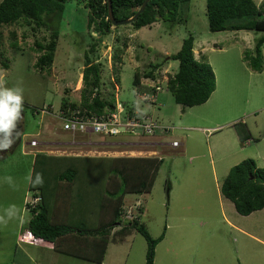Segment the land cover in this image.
Returning a JSON list of instances; mask_svg holds the SVG:
<instances>
[{
  "label": "rangeland",
  "instance_id": "1",
  "mask_svg": "<svg viewBox=\"0 0 264 264\" xmlns=\"http://www.w3.org/2000/svg\"><path fill=\"white\" fill-rule=\"evenodd\" d=\"M254 1L262 5V0ZM87 16L83 3L76 4L75 0L66 3L53 64L43 72L35 67L40 56L36 43H44L52 29H36L34 24L23 23L4 27L1 49L8 64L7 69L0 66V73L6 87L19 85L24 89L22 142L40 132L35 139L47 141L46 147H40L56 154L160 157L162 165L151 192L126 195L121 218L122 224L133 219L144 223L153 239L163 234V240L155 246L153 264H264V244L260 243L264 242V210L241 216L220 193L226 170L241 161L252 159L257 167L264 168V71L254 72L242 61L243 52L251 51L263 33L210 32L206 0H190L184 4L179 12L180 22L159 21L137 31L129 24L112 26L106 36L95 32L91 36L94 29L87 27ZM12 29L17 35V54L9 46V30ZM189 34L195 38L193 50L198 52V45L209 44L206 49L210 52L207 53L209 59L205 58V52L202 61L211 66L218 90L213 100L184 108L175 103L165 81L176 72L178 63L166 61L165 57L177 53ZM93 43L98 53L97 62L102 64L101 93L107 98L113 94L115 108L120 104L127 109L135 107L153 120L174 127L164 142L169 138L178 140L181 143L178 149L160 145L158 138L142 136L137 139L95 136L90 146L70 148L64 143L71 137L61 131L55 118L33 114L34 109L46 107L56 111L64 99L81 107L83 55ZM213 44L218 45L213 47ZM115 47H124L116 74L111 59ZM262 53L264 56V44ZM149 71H153L152 78L141 79L144 86L157 81L164 90L157 95L156 106L140 101L133 84L135 73L144 75ZM230 121L234 123L226 125ZM45 123L55 132L42 134ZM235 123L245 125L253 141L241 142L233 127ZM201 129L210 132L206 136ZM21 148L13 153L9 151L0 159V216L7 220L6 224L0 223V264H31L25 255L36 264L42 261L100 264L69 255L54 257L43 241L32 242L35 246L25 244L31 239L25 228L30 214L23 206L32 201L27 184L31 164L22 156ZM13 205L15 214L8 219L6 210ZM137 205H142L140 210ZM128 207L132 209V217L125 213ZM113 237L107 245L103 264H145L148 245L141 234L133 230L124 240L120 241L116 234Z\"/></svg>",
  "mask_w": 264,
  "mask_h": 264
},
{
  "label": "trees",
  "instance_id": "2",
  "mask_svg": "<svg viewBox=\"0 0 264 264\" xmlns=\"http://www.w3.org/2000/svg\"><path fill=\"white\" fill-rule=\"evenodd\" d=\"M68 1L1 0L0 66L7 69L8 64L4 51L1 49L4 27L10 28L23 23L27 26L34 24L36 29L43 27L52 29L49 38L43 40L44 43H36V51L40 56L35 67L40 72L48 70L53 64L62 15ZM75 1L76 4L83 3L87 10L88 28L93 27L94 32L101 36L111 32L112 24L107 12L108 0ZM143 1L110 0L114 19L122 21L132 17ZM189 1L150 0L143 12L129 25L137 31L159 21L180 22L178 20L180 9ZM261 4L258 6L254 0H206V18L210 32L246 30L263 33L256 39L253 49L245 50L242 57L245 64L257 73L264 71L262 53L264 0ZM9 41L13 53L17 54L19 47L17 35L13 29L9 30ZM193 42L194 38L192 34H189L182 41L177 53L165 57L167 61L178 62L176 72L167 79L166 88L175 103L184 108L205 104L216 87L211 66L206 61L195 58ZM123 46L126 47L125 44ZM124 47L113 49L111 59L114 74L118 72L116 65L120 66L122 63ZM97 55L94 43L83 55L84 87L81 92L80 106L91 112L103 114L107 110L113 111L116 104L113 94L107 98L100 91L103 84L102 64L97 62ZM152 73L153 71L144 75L135 73L133 84L137 87V92L144 90L140 85L141 79L152 78ZM116 81L119 82L118 75ZM68 104L78 105L68 99L62 100L60 105L63 107ZM128 109L135 110V107H128ZM32 112L40 115L37 109ZM21 124L22 121L20 126ZM233 127L241 142L252 139L248 129L242 123H235ZM162 161L156 156H54L37 153L29 191L31 196L38 197L39 201L34 207L24 203V206L28 208V211H25L30 214L25 228L31 241L50 242L59 254L101 264L110 239L116 234L120 241L124 240L123 237L134 230L145 238L148 245L145 264H153L154 249L163 240V234L153 239L144 223L133 219L122 224L121 218L125 196L149 194ZM37 173L42 176V184L34 183ZM220 193L241 216H249L264 209V168L257 167L252 159L241 161L230 168L222 181ZM141 206L137 205L139 210ZM118 226V232H113Z\"/></svg>",
  "mask_w": 264,
  "mask_h": 264
},
{
  "label": "built area",
  "instance_id": "3",
  "mask_svg": "<svg viewBox=\"0 0 264 264\" xmlns=\"http://www.w3.org/2000/svg\"><path fill=\"white\" fill-rule=\"evenodd\" d=\"M149 88L154 91H140L136 95L145 105L155 106L157 95L164 90L161 89L158 83H152ZM37 111L40 112L41 116L50 115L59 122L61 131L71 137L69 142L64 143V145L70 148L90 146L93 144L95 140L93 137L95 136L102 138L126 137L131 139H137L141 136L154 137L161 140V142L159 141L160 145L170 147L171 149H178L181 146V143L174 139H168V142H164V138L173 129L171 126L153 120L142 111L136 109L129 111V109L121 104L118 108H114L113 111L107 110L103 114H97L87 108L71 104L63 107L60 105L56 111H53L52 107H46L41 110L37 109ZM130 112H132V115H130ZM204 132L208 134L210 131L204 130ZM156 133H160L162 136H155ZM76 136H82L84 139L79 140ZM28 145L35 148L39 146V141L31 139ZM38 201V197H32V201L25 204L34 207ZM26 210L28 211V208ZM124 210H126L127 216L132 217V209L130 207Z\"/></svg>",
  "mask_w": 264,
  "mask_h": 264
},
{
  "label": "clouds",
  "instance_id": "4",
  "mask_svg": "<svg viewBox=\"0 0 264 264\" xmlns=\"http://www.w3.org/2000/svg\"><path fill=\"white\" fill-rule=\"evenodd\" d=\"M155 83L158 82L156 81ZM149 86H145L144 90L142 91L153 90L149 88ZM23 105V87L19 85L14 87H6L4 85L3 74L0 73V152L10 149L21 135L19 124L23 118ZM247 141H250V139ZM42 182L43 180L41 174L37 173L34 183L42 184ZM5 214L8 219H11L15 214V206L13 205L10 209L6 210ZM0 223L6 224L7 220L0 216Z\"/></svg>",
  "mask_w": 264,
  "mask_h": 264
},
{
  "label": "crops",
  "instance_id": "5",
  "mask_svg": "<svg viewBox=\"0 0 264 264\" xmlns=\"http://www.w3.org/2000/svg\"><path fill=\"white\" fill-rule=\"evenodd\" d=\"M94 31H92L90 34H91V36H94V33H93ZM234 32H237V31H234ZM96 33V32H95ZM194 41H195V38H194ZM194 44V47L196 46V43H193ZM207 45H209V44H207ZM207 45L206 46H204V44H200V45H198L199 46V50H198V52L197 51H195V48H194V52H196L194 55H195V58H200V60H203V58H204V56H203V53H205V58H207V59H209V57H208V54L207 53H210V52H208V51H206V49L208 48L207 47ZM218 45V44H213V47H216V46ZM201 50H203V51H201ZM211 50V49H210ZM213 51V50H212ZM200 53H201V55H200ZM206 54H207V57H206ZM167 61V60H166ZM243 61V60H242ZM178 63V62H177ZM165 81H167V78H165ZM140 85H142L143 86V88H145V86H144V84H143V82H142V80H141V83H140ZM141 86V87H142ZM217 90H218V87L217 88H215V91L212 93V95H211V97L209 98V100L207 101V102H209L210 100H213V98L215 97V95L217 94ZM179 106H181V105H179ZM54 120V119H53ZM56 120V119H55ZM54 120V122H58L57 120L55 121ZM22 124H21V126H20V128H21V132L23 133L22 134V136H21V142L19 143V144H17V140H16V142H15V144H13V146L10 148V149H8V150H6V151H2V152H0V159H3L5 156H7L8 155V153H9V151H10V153H13L15 150H17L18 149V147L19 146H22V148L20 149V151H21V154H22V156H24V157H26L27 159H28V163H30L31 164V167H30V178H31V173H32V168H33V163H34V159H35V155L37 154V153H40V152H42V153H45V154H48V155H54V156H89V155H79V154H75V153H71V154H67V153H64V154H62V153H58V154H56V153H52V152H50V151H47V150H43L42 148H44V147H46V145H45V143H47V141H39V146H37V147H35V148H32V147H30L29 145H28V143H29V141L31 140V139H35V138H37V134H39L40 132H38V133H36L35 134V136H31V138L27 141H24V142H22V139L24 138V132H25V130H24V119L22 118ZM59 123V122H58ZM234 122H232V121H230V122H227V124L226 125H230V124H233ZM50 127H51V125L49 124V123H45V128H44V130L42 131V134H45L46 132L49 134V132L52 134V133H54L55 132V130H51L50 129ZM53 127L55 128L56 126H54L53 125ZM204 130H207V129H204ZM201 131L207 136L208 134L207 133H205L204 131H203V129H201ZM251 135V134H250ZM251 140V139H250ZM253 141V140H252ZM246 142H249V141H246ZM245 142V143H246ZM40 146H43L42 148L40 147ZM57 152H61V151H57ZM91 156V155H90ZM222 168H224L223 167V165H222ZM229 170H230V168L229 169H227L226 170V175L228 174V172H229ZM29 183H30V179H29ZM29 183H27L28 184V190H29ZM29 193H31L30 191H29ZM25 197V196H24ZM25 199V198H24ZM23 206H24V204H23ZM22 206V207H23ZM233 206V205H232ZM262 210H264V209H262ZM22 212H24V207L22 208V210H21ZM261 211V210H260ZM236 229H238V231H241V232H243L240 228H238V227H235ZM116 230H119V226L118 227H116L115 228ZM254 238V237H253ZM255 239V238H254ZM33 241H31V239H27V241H26V243L25 244H31ZM45 243H47V245L49 246L48 247V249H50V250H52V254H53V256L55 257V256H63L62 254H59L58 252H56L54 249H53V245L50 243V242H45ZM260 243H262V244H264V242H262V241H260ZM34 244V243H33ZM33 244H31L32 246H35V245H33ZM24 255H25V253H24ZM25 257L31 262V264H36V263H34L33 262V260L29 257V256H27V255H25ZM36 259H37V257H36ZM38 264V263H37ZM40 264H48L46 261H42V262H40ZM102 264H103V262H102Z\"/></svg>",
  "mask_w": 264,
  "mask_h": 264
},
{
  "label": "water",
  "instance_id": "6",
  "mask_svg": "<svg viewBox=\"0 0 264 264\" xmlns=\"http://www.w3.org/2000/svg\"><path fill=\"white\" fill-rule=\"evenodd\" d=\"M150 0H144L143 3L141 4L140 8L137 10V12L130 18L122 20V21H116L113 17V13H112V9H111V2L110 0H108V8H107V12H108V18L112 24L113 27H117V26H123V25H127L132 23L140 13L143 12V10L145 9V7L147 6L148 2ZM21 136H22V132L21 135L19 136V138L17 139V144H19L21 142Z\"/></svg>",
  "mask_w": 264,
  "mask_h": 264
},
{
  "label": "flooded vegetation",
  "instance_id": "7",
  "mask_svg": "<svg viewBox=\"0 0 264 264\" xmlns=\"http://www.w3.org/2000/svg\"><path fill=\"white\" fill-rule=\"evenodd\" d=\"M19 128H20V124H19Z\"/></svg>",
  "mask_w": 264,
  "mask_h": 264
}]
</instances>
